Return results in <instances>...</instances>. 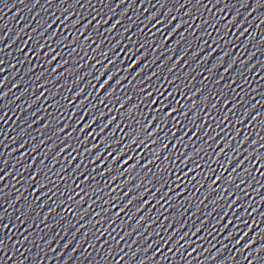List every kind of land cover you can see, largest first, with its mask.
Returning <instances> with one entry per match:
<instances>
[{"label":"water","instance_id":"obj_1","mask_svg":"<svg viewBox=\"0 0 264 264\" xmlns=\"http://www.w3.org/2000/svg\"><path fill=\"white\" fill-rule=\"evenodd\" d=\"M0 264H264V0H0Z\"/></svg>","mask_w":264,"mask_h":264},{"label":"snow or ice","instance_id":"obj_2","mask_svg":"<svg viewBox=\"0 0 264 264\" xmlns=\"http://www.w3.org/2000/svg\"><path fill=\"white\" fill-rule=\"evenodd\" d=\"M109 80H111L112 79V77L110 76L109 78H108ZM171 95V94H170ZM193 107H195V105H193ZM173 111H175V109H173ZM168 115H171V112H169L168 113ZM185 115H187V113H185ZM93 123H95V121H93ZM87 127V126H86ZM149 127H151V124L149 125ZM154 134V133H153ZM137 141L134 139L133 141H132V144H135ZM131 145H129L128 147H130ZM125 151H127V147L125 148ZM121 157L120 156H117L116 157V160H119ZM97 159H99V157H97ZM133 159V157H129L128 158V160H132ZM141 159H143V157H141ZM125 163H128V161H125ZM151 163V162H150ZM139 166V163L137 162L136 164H133V165H131L130 167H129V171H134L135 169H136V167H138ZM194 170V169H193ZM222 177H217V179H221ZM89 179H90V177H89ZM133 201H129V203L131 204ZM202 227V226H201Z\"/></svg>","mask_w":264,"mask_h":264}]
</instances>
